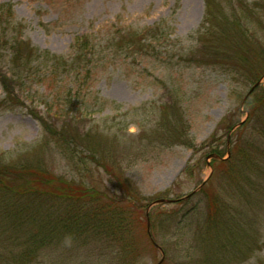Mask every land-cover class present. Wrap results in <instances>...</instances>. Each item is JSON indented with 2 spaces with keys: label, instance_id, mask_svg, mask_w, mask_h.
<instances>
[{
  "label": "rangeland",
  "instance_id": "374dc122",
  "mask_svg": "<svg viewBox=\"0 0 264 264\" xmlns=\"http://www.w3.org/2000/svg\"><path fill=\"white\" fill-rule=\"evenodd\" d=\"M6 3L11 6V16L0 12V101L5 96L1 77H12L14 71L11 40H27L36 49L68 61L74 57V41L80 38L87 42L91 55L86 56L93 57L89 64L91 82L86 90L79 91L84 95L81 110H86L78 125L72 126L73 132L89 130L92 139L98 137L103 147L120 159L124 175L150 198L144 208L147 214L177 211L174 220L155 222L154 240L160 250L151 251L141 239V246L149 251L134 254L132 264H156L162 257L166 264H264V197L244 205L231 196L234 200L230 205L245 217V237H250L249 244L257 243L250 254H242L245 245H241L234 252L222 249L207 258L205 240L197 236L206 206L200 188L212 174V156L207 157L208 148L202 145L215 134L212 144L224 154L222 159L227 158L225 152L233 145L238 128L216 132L218 123L234 112L238 125H242L247 117L245 100L264 88L263 75L249 92L256 83L249 82L248 62L231 49L234 42L224 43L228 45V50L221 48L226 50L224 56L209 47L218 45L215 39L228 25L236 26L232 28L236 30L239 20L251 45L264 53V0H0V5ZM152 26L157 28L153 37L142 40L134 48L136 52L119 43L123 36ZM85 59L80 67L89 63ZM73 79L71 74L62 73L56 86L66 92L65 86ZM40 86L34 81L28 91L25 86L17 89L20 104L0 107V157L4 163H14L24 154L43 158L55 175L102 183L115 194L109 178L101 169H93L83 147L75 148L77 157L80 154L84 158L83 164L76 162L77 157L70 160L60 150L55 151L50 143L42 147L44 131L30 113L37 111L46 117L42 103L51 92L45 93ZM71 112L77 109L63 115ZM177 118L190 143L165 138L170 131L167 124L177 129ZM49 121L57 127L61 124L60 120ZM247 130L244 139L261 146L259 138ZM194 148L198 149L195 153ZM186 165L193 167L191 176L182 174ZM215 175L211 186L223 194V181ZM258 180L256 192L264 191V177ZM170 188L173 192L165 199L169 202L154 203ZM121 255L107 247L80 248L60 242L56 248L45 247L28 264H117ZM0 264L9 263L0 258Z\"/></svg>",
  "mask_w": 264,
  "mask_h": 264
},
{
  "label": "trees",
  "instance_id": "16d2710c",
  "mask_svg": "<svg viewBox=\"0 0 264 264\" xmlns=\"http://www.w3.org/2000/svg\"><path fill=\"white\" fill-rule=\"evenodd\" d=\"M0 12L10 17L11 6L7 3L1 4ZM209 13L208 11V16ZM237 22L236 30H233L236 26L228 25L219 39H215L218 45L209 49L215 50V53L221 52L224 56L226 50L224 52L221 48H227L231 42H234L235 45L231 49L238 56L240 54L243 61L248 62L249 82L255 84L264 75V53L260 48L251 45V39L246 35L247 29L241 28L239 20ZM156 29V26H152L141 33L132 32L129 37L123 36L119 43L124 44L125 49L134 53L136 52L134 48L142 40L153 37L152 31ZM230 37L234 41H228ZM210 39L212 40L213 37L211 36ZM80 40L78 38L74 41L75 53L70 61L38 50L27 40L19 38L11 40L10 63L11 69L14 70L12 72L14 78L5 75L1 77L5 96L0 101V107L12 108L19 105L16 90H22L25 86L28 91L34 81L39 83L45 93L51 92L42 103L46 117L40 116L37 111L30 112L44 131L42 147L50 143L55 151L60 150L61 153L68 155L70 160L78 156L75 148L83 147L88 152V159L92 162L93 169L96 171L101 169L116 192L109 193L102 183H85L83 180H67L57 176L46 167L43 158L27 157V154H24L14 163H4L0 157V258L5 263L28 264L45 247L56 248L60 242H67L68 245H78L80 248L88 246L93 249L100 247L103 249L107 247L112 251L116 249L117 253L122 254L117 264H132L134 254L149 249L160 250L154 240L155 222L163 221V218L174 220L177 215L175 210L171 213L147 214L144 208L150 204V198L145 197L124 175L119 164L120 159L104 148L98 137L92 139L89 130L85 133H74L72 126L78 125L77 121L83 117L86 110L85 108L81 110V107H84L81 106V103L84 104V95H80L79 91L89 87L91 82L89 64L93 59L92 56H86L91 55L87 42ZM84 57L89 63L80 67ZM81 69L85 70L83 74ZM62 73L66 76L68 74L74 76L72 83L65 86L66 92L60 91L61 86H56L57 79ZM73 108L77 109L76 113L63 115V112ZM244 108L247 117L242 125H238V121L235 120V113L230 112L216 127V132L219 130L228 132L238 128L233 145L225 152V155L229 153L227 158L222 159L224 154L212 144L214 140L216 141L215 134H212L210 140L202 145L208 148L210 155L206 154L207 157L212 156L209 166L213 174L200 188L206 206L205 219L202 221V226L197 229V236L205 240L207 258L210 255L216 256L222 249L229 253L234 252L239 250L241 245H245L242 254L248 255L257 249L256 240L249 244L250 237H245L247 235V229L244 228L245 217L234 211L230 204L234 200L231 196L238 197L237 200L244 205L254 202L256 197H264L262 189L258 192L255 190L259 185L258 179L264 177L262 147L264 88L248 97ZM49 118L60 120V126L57 127L56 123L52 124ZM176 121L177 129L172 123L167 124L170 126V131L166 130L169 132L165 134V138L187 144L189 141L184 126L179 124V118ZM249 128L255 134V138H259L261 146L244 139ZM190 146L192 145L188 147ZM197 151L198 149L194 148L192 152ZM204 157L205 154L202 155V158ZM83 159L79 154L76 162L83 164ZM192 170L193 167L186 165L182 171L183 176H191ZM214 175L216 179L223 181L225 193L222 194L220 189L211 186ZM254 179L256 180L253 181ZM172 192L170 188L159 194L156 200H165ZM141 239L147 241L149 249L145 245L141 246ZM156 264L166 263L162 257Z\"/></svg>",
  "mask_w": 264,
  "mask_h": 264
},
{
  "label": "water",
  "instance_id": "95a60500",
  "mask_svg": "<svg viewBox=\"0 0 264 264\" xmlns=\"http://www.w3.org/2000/svg\"><path fill=\"white\" fill-rule=\"evenodd\" d=\"M259 83H256L251 89L249 92H251ZM205 181H203L204 183ZM163 202H169V200H164V199H160V200H157L155 201L154 203H157V204H160V203H163Z\"/></svg>",
  "mask_w": 264,
  "mask_h": 264
}]
</instances>
